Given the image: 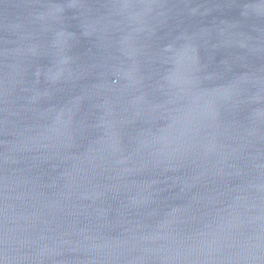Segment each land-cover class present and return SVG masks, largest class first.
Returning a JSON list of instances; mask_svg holds the SVG:
<instances>
[{
	"label": "water",
	"instance_id": "95a60500",
	"mask_svg": "<svg viewBox=\"0 0 264 264\" xmlns=\"http://www.w3.org/2000/svg\"><path fill=\"white\" fill-rule=\"evenodd\" d=\"M0 264H264V0H0Z\"/></svg>",
	"mask_w": 264,
	"mask_h": 264
}]
</instances>
